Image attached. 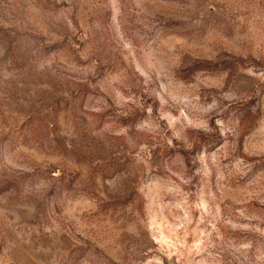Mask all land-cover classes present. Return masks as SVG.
<instances>
[{
	"label": "rangeland",
	"instance_id": "obj_1",
	"mask_svg": "<svg viewBox=\"0 0 264 264\" xmlns=\"http://www.w3.org/2000/svg\"><path fill=\"white\" fill-rule=\"evenodd\" d=\"M0 264H264V0H0Z\"/></svg>",
	"mask_w": 264,
	"mask_h": 264
}]
</instances>
